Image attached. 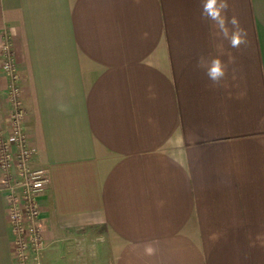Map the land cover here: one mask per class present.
Returning a JSON list of instances; mask_svg holds the SVG:
<instances>
[{
    "label": "crops",
    "instance_id": "crops-1",
    "mask_svg": "<svg viewBox=\"0 0 264 264\" xmlns=\"http://www.w3.org/2000/svg\"><path fill=\"white\" fill-rule=\"evenodd\" d=\"M228 3L239 51L217 46L200 0H0L47 169L41 264H264V0ZM201 54L235 56L222 86ZM5 86L0 71V130Z\"/></svg>",
    "mask_w": 264,
    "mask_h": 264
},
{
    "label": "built area",
    "instance_id": "built-area-1",
    "mask_svg": "<svg viewBox=\"0 0 264 264\" xmlns=\"http://www.w3.org/2000/svg\"><path fill=\"white\" fill-rule=\"evenodd\" d=\"M0 71L6 77L4 99L9 107L0 130V195L9 230L13 264H41L44 247L42 206L39 201L48 185L47 169L32 164L34 150L23 129L26 109L21 99V77L10 42L0 43Z\"/></svg>",
    "mask_w": 264,
    "mask_h": 264
},
{
    "label": "clouds",
    "instance_id": "clouds-1",
    "mask_svg": "<svg viewBox=\"0 0 264 264\" xmlns=\"http://www.w3.org/2000/svg\"><path fill=\"white\" fill-rule=\"evenodd\" d=\"M230 5L228 0H200V19L210 22L213 38L219 41L218 47L223 49L224 42L231 49L239 51L242 46H247V31L241 27L237 16L229 15ZM235 63V56L225 62L219 55L211 56L201 54L197 57L196 68L203 71L204 76L213 86H222L228 75L230 64ZM235 69H233V72ZM61 111H68L65 105H59Z\"/></svg>",
    "mask_w": 264,
    "mask_h": 264
}]
</instances>
